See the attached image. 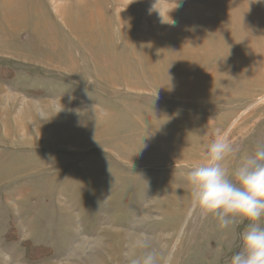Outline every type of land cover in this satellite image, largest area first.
<instances>
[{
    "label": "rangeland",
    "instance_id": "1",
    "mask_svg": "<svg viewBox=\"0 0 264 264\" xmlns=\"http://www.w3.org/2000/svg\"><path fill=\"white\" fill-rule=\"evenodd\" d=\"M179 3L0 0V264L162 226L176 231L157 264H230L249 221L221 228L186 177L218 135L229 173L264 145V4Z\"/></svg>",
    "mask_w": 264,
    "mask_h": 264
},
{
    "label": "clouds",
    "instance_id": "2",
    "mask_svg": "<svg viewBox=\"0 0 264 264\" xmlns=\"http://www.w3.org/2000/svg\"><path fill=\"white\" fill-rule=\"evenodd\" d=\"M264 4V0H253ZM161 22L175 25L170 19L164 22L159 9ZM180 7L179 0L168 12ZM233 151V147L223 136H217L208 145L205 162L194 164L187 173V181L192 187V202L204 214L216 216L219 226L226 228L235 217L249 221L241 231V247L231 253L230 264H264V226L256 222L264 218V145H258L255 152L243 159L231 173L222 161ZM147 247V245H143ZM130 264H157L152 252L132 258Z\"/></svg>",
    "mask_w": 264,
    "mask_h": 264
},
{
    "label": "bare ground",
    "instance_id": "3",
    "mask_svg": "<svg viewBox=\"0 0 264 264\" xmlns=\"http://www.w3.org/2000/svg\"><path fill=\"white\" fill-rule=\"evenodd\" d=\"M60 6H63V4L57 5L58 8L57 10H59V13H63L64 9ZM122 13L123 12H121L120 15H123ZM173 193L175 194V192ZM176 194L175 196L172 195L170 197L167 196L168 198L166 197L167 202H164L166 203V207L160 206V208H163L162 210L165 212V217H169L170 207L172 208L175 207L177 205L176 203H179L181 201V195H179L178 193ZM143 210L145 211V212L143 211L145 213L143 215V220H146L147 217L151 215L152 211H149L147 207H145ZM144 226L145 225L143 224V229L146 228ZM108 229L112 230L113 228L110 227ZM108 229L104 228V230H108ZM147 230H149V228L146 229L145 232ZM112 231L115 232L114 229ZM149 231L152 232L151 236H144V235L139 236L135 234H129L126 232L120 233L121 231H117L116 232L117 235L114 236H112L113 233L112 234L102 233L99 234V237L97 239L83 238L77 246L71 245L72 244L71 242L65 252L63 264H81L82 261L86 264H130L132 258H137L135 256L128 257L127 259L119 258L118 255L116 254L117 249L114 246V243L116 242L119 243L122 242L123 250L127 249L139 253L140 251L139 249H144L143 253L140 251L141 254H144L145 252H154L156 257L158 256L156 253L160 254L161 256L164 255L165 257L166 253L169 251L168 250L169 240L175 234L176 228L171 229L169 227L162 226L158 229H153ZM144 238H146L149 241L148 242L144 241L145 240ZM143 242H146L145 244L147 245V247L141 246L143 245ZM125 243H127V245ZM152 247H155L156 251H154L155 248L153 249ZM166 259H169V257H166Z\"/></svg>",
    "mask_w": 264,
    "mask_h": 264
}]
</instances>
